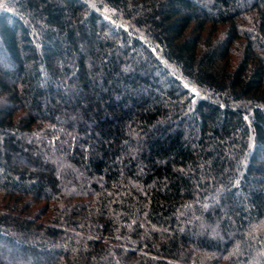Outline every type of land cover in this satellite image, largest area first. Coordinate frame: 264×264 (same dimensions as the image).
<instances>
[{
  "label": "trees",
  "instance_id": "1",
  "mask_svg": "<svg viewBox=\"0 0 264 264\" xmlns=\"http://www.w3.org/2000/svg\"><path fill=\"white\" fill-rule=\"evenodd\" d=\"M0 264H264V0H0Z\"/></svg>",
  "mask_w": 264,
  "mask_h": 264
}]
</instances>
